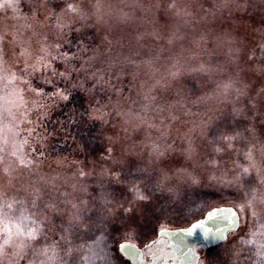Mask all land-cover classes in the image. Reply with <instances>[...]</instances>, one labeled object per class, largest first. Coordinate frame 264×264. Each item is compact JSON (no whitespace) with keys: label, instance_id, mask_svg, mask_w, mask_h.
<instances>
[{"label":"rangeland","instance_id":"374dc122","mask_svg":"<svg viewBox=\"0 0 264 264\" xmlns=\"http://www.w3.org/2000/svg\"><path fill=\"white\" fill-rule=\"evenodd\" d=\"M62 1H37L59 15L51 21L34 13L29 15V0H22L23 5L20 0L0 3V264H63L68 245L61 239V225L67 224L72 208L70 204H60L64 199L61 194L69 193L73 203L86 198L89 205L95 204L93 191L108 179L106 167L120 166L110 164L107 156L87 164L46 152L47 137L39 138V128L50 118L51 105L29 78L51 69L54 57L80 31V23L94 20L104 25L114 20L118 24L125 18L133 26L138 25L142 14L146 31L131 35L136 37L134 42L161 45L153 57L143 52V70L173 61L171 69L175 71L169 74L176 75L170 76L167 83L178 85L179 93H196L198 101L193 108L191 104L185 106L178 91V96H173L174 92L164 97L155 88L151 95L156 100L143 102V114L129 119V125L123 123L118 134L111 135L113 155L126 163L155 143L163 147L168 139L178 143V135L207 141L213 131L221 134L227 129L218 125V119L229 113L227 122H235L231 126L244 139L233 142L237 147L228 150L226 154L231 156L229 160L225 158L226 164L220 163L219 170L229 181H235L241 168L249 166L244 154L251 149L256 165L249 166L247 175L252 176L255 186L251 198L237 195L225 199L226 205L241 213V227L218 251L208 252L200 264H253L254 257L245 254L253 247L264 249V0H133L134 10L127 13L124 5L132 0H71L65 4L67 7L60 5ZM115 38L128 40V36ZM43 46L47 48L45 53L40 51ZM161 52L164 53L160 55ZM164 54L166 59L162 60ZM40 56L44 59L39 60ZM152 85L147 77L143 78V95ZM201 152L198 158L187 159L186 165L194 168L196 163L201 167ZM21 158L33 160V167L20 165ZM79 169L87 175L81 177ZM117 183L115 180L114 185ZM36 189L42 196L34 203ZM52 202L59 204L62 211L49 208ZM116 205L112 225L118 226L122 220L119 227L130 230L129 218L138 215L134 214L138 204L128 201V206ZM89 209L87 215L92 211ZM38 224L41 235L28 240L27 233ZM86 229L74 228L71 233L74 238L81 237L80 245L89 240ZM9 236L11 241L5 244Z\"/></svg>","mask_w":264,"mask_h":264},{"label":"trees","instance_id":"16d2710c","mask_svg":"<svg viewBox=\"0 0 264 264\" xmlns=\"http://www.w3.org/2000/svg\"><path fill=\"white\" fill-rule=\"evenodd\" d=\"M4 1L0 0V3ZM29 1L32 5L27 9L29 15L34 13L39 18L43 20L49 18L50 21L60 18L58 14L38 4V0ZM68 1L71 0H63L60 5H65ZM19 3L23 5L22 0ZM133 3L132 0L131 4L124 5L126 13L131 12ZM122 20L123 22L118 24H114V20L104 25L95 24L94 20L80 23L79 26H83H80L77 35L72 36L70 43L66 44L60 54L52 60L51 72L48 69L36 77L29 78L37 89L43 91L47 103L51 105L50 118L39 128V138L47 137L46 152L87 164L99 161L100 157L108 156L109 153L105 149L112 147V141L108 138L111 135H117L123 123L143 114V102L147 101L146 93L143 95V78L147 77L150 83L155 84L156 81L163 83L173 76L169 74L171 70L175 71L171 69L173 61L160 62L157 65H150L152 68L147 67L143 70V52H150L152 56L147 57H153L158 49L161 50L159 47L161 45L155 47L157 44L149 41H144L142 44L134 42L136 37L131 35L146 31L145 28L143 29V14L138 25L130 26V20L125 18ZM118 35L128 36L127 42L116 40L115 37ZM105 36L112 41L111 45L106 43ZM163 53L161 52L160 55ZM66 57H72V59L68 60ZM161 59H166L165 54ZM66 69L67 79L59 75ZM101 77L103 80L100 79ZM81 82H83V87L72 86L74 83ZM169 85L167 83L166 87L157 86L156 93L168 97L171 96L168 95L169 93L175 91L179 93V89L181 90L178 85L175 87ZM61 91L69 95L68 100L60 98ZM172 95H182L180 98L185 100L182 103L185 106L191 104L192 108L197 103L195 101H198L197 94L192 92L185 94L180 92L178 95L175 92ZM103 105H107L103 111L108 115L103 120L95 118L93 109ZM117 105L118 111L123 115H118L117 110H114ZM226 116H229V113L224 117ZM224 117L218 119L220 120L218 125L227 129L221 134L217 130L213 131L207 141H201V138L197 136L182 138L178 135L179 140L176 144L168 139L163 147L158 142L151 148H146L149 150L143 152L141 156L119 164L117 169L106 167L105 174L108 179L99 185L100 189L93 191L95 204L88 205L92 208L86 220L89 240L85 241L84 245H80L78 242L81 237L71 236L70 244L66 243L68 246L65 249L66 256H64L63 264H131L120 251L123 243L129 242L143 248L153 241L163 229L174 230L189 227L212 209L228 206L225 203L227 198L237 197V195L242 198L243 196L251 198L255 186L251 175L243 177L238 182H231L228 176L219 170L221 167H212L210 164H203L202 161L201 167L196 163L194 168L190 166L191 164L189 167L186 165L188 157L184 149L187 148L189 140L196 148L193 160L198 158L200 150H202L204 161L218 159L224 154L215 153L213 143H211L222 134H230L237 130L231 126L235 122H227L228 117L223 119ZM246 132L249 134V130ZM240 140L239 143L244 144V141L240 142ZM248 140H250L249 136ZM237 141L238 139L234 142ZM236 144H233L234 148L237 147ZM156 145L164 153L159 158L153 152ZM168 149L173 150L172 153L166 152ZM226 153L223 156L228 159L231 155ZM239 153L240 151L238 155ZM261 155H264L262 151ZM109 161L113 164L111 160ZM141 167L147 168L152 173V177L145 179L139 172ZM121 169L116 186L114 182L117 178L113 174ZM181 169L192 172L197 176L198 182L192 183L186 178L177 181L173 173H178ZM159 170L168 173L171 177L163 190L153 185ZM168 187H175L179 195L172 196L167 190ZM140 196H144L145 199H139ZM128 201L138 204L137 212L134 214L141 215L129 218L132 221L130 230L119 227L123 225L122 220H119L118 226L117 223L112 225V213L116 204L128 206ZM238 213L242 218L241 213L239 211ZM236 232L238 231L230 235ZM229 237L226 242L203 251L201 260L208 252L218 251L217 248L227 243ZM48 243L51 244V242H46ZM70 246H77V248L73 249ZM214 249L217 250L214 251ZM245 256L254 257L253 264H264V249L253 247Z\"/></svg>","mask_w":264,"mask_h":264},{"label":"snow or ice","instance_id":"6c2138e0","mask_svg":"<svg viewBox=\"0 0 264 264\" xmlns=\"http://www.w3.org/2000/svg\"><path fill=\"white\" fill-rule=\"evenodd\" d=\"M96 7H97V9H99L100 5H97ZM72 11H79V10L76 8H73ZM97 18L99 19L100 17L98 16ZM105 41L108 45L112 44V41L109 40L107 36H105ZM55 47L59 48V44H56ZM40 51L42 53L47 52L46 46H43ZM0 53H2V49H0ZM38 59L43 60L44 56H40V57H38ZM66 59L71 60L72 57H66ZM59 75L65 77L67 79V75H68L67 69L64 73H59ZM172 75L175 76L176 73H172ZM100 79L103 80V77H101ZM105 82H107V81H105ZM72 86L73 87H83V82H81L79 84L74 83ZM157 86L166 87L167 81H164L163 83L161 81H156V83L153 84L149 88L148 93L145 95L146 100H151V101L156 100V96L151 95V93L154 91V89ZM237 91L239 94H243L241 92V90L238 89ZM59 95H60V98L63 100L69 99V95H65L64 91H61L59 93ZM106 107H107V105H103L100 108L93 109V115L95 116V118L101 119V120L105 119V117L108 115V113L103 111V109ZM114 110H117L118 115H123V113L118 111V105L116 107H114ZM150 126H153V125H150ZM125 132H127V129H125ZM108 139H109V141H112V137H109ZM237 139H244L243 134L240 131H236L234 134H222L220 137H218L215 141H212L211 143H213L215 153L222 154V153H226L229 149H232L233 142L236 141ZM105 151L107 153H109V155L106 157V159L111 160L112 163H114V164L122 163L120 157L112 154L113 153L112 147H107L105 149ZM153 152L157 154V158H159V156L164 155V153L159 150L158 145L154 146ZM184 153L186 154V156L188 157L189 160H191L193 155L196 153V148L193 146V144L190 140L188 141L187 148L184 149ZM244 155H245L246 160L249 162V166L255 167L256 161L253 158V154H252L251 149H249ZM221 162H223L225 164L227 163V160L225 159V157L223 155H220L219 159H206L204 161V163L210 164L212 167H218ZM34 163L35 162L33 160H25L23 158H21L19 160V164L26 167V168H32ZM249 166L248 167H242L241 171L235 175L234 180L236 182L240 181L243 177L247 176L249 169H250ZM5 171L7 172V169H5ZM78 171H79V175L81 177H84L87 175V173H85L83 169H79ZM121 171H122V169L119 170L117 173L113 174L117 178V182H119L118 177H119ZM139 172L141 174H143V177L145 179L152 177V173L145 167H141L139 169ZM173 175L176 177L177 181L186 178L187 180L191 181L192 183L198 182L197 176H195L192 172L186 171L185 169H181L178 173H173ZM169 179H171V177L168 175V173L163 172L162 170H159V171H157V175L155 177V181H154L153 185L155 188L163 190L166 186V182ZM9 183H10V181H9ZM167 190L174 197H177L179 195V192L177 191V189L175 187H168ZM84 191L86 192L87 190L84 189ZM61 195L64 197V199H62L60 201V204H63L64 206H67L70 204L71 208H72V211L69 213V218H68L67 224L61 225V228L63 229V232H64V235L61 236V239L65 243L70 244L71 233H72L73 229L79 228V227H87V223H86L87 213L90 210L89 206H88L89 201L85 198V199L79 200L78 203H73L72 200L69 198L70 197L69 193H62ZM41 196H42V193L40 192V190L36 189L35 192L33 193L34 203L36 200H39L41 198ZM139 199H145V197L140 196ZM47 206L49 208L53 209L54 211L58 212V213L62 211L59 204H57L55 202L49 203ZM9 207H10V205H9ZM126 211H130V209H126ZM41 233H42V229L38 224L36 227L32 228L27 233L26 238L28 240L34 241L37 239V237L39 235H41ZM10 241H11V236H9V239H6L4 243L8 244V243H10ZM22 245H23V242H22ZM45 251H47V249ZM70 251L71 250L69 249V252Z\"/></svg>","mask_w":264,"mask_h":264},{"label":"water","instance_id":"95a60500","mask_svg":"<svg viewBox=\"0 0 264 264\" xmlns=\"http://www.w3.org/2000/svg\"><path fill=\"white\" fill-rule=\"evenodd\" d=\"M240 225L235 208L218 207L189 227L161 230L143 248L126 242L120 251L131 264H200L203 251L226 242Z\"/></svg>","mask_w":264,"mask_h":264}]
</instances>
